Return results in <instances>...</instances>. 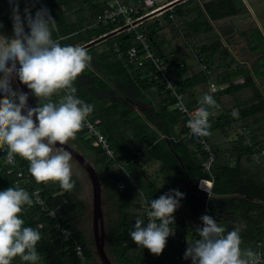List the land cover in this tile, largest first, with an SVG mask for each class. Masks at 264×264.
Returning a JSON list of instances; mask_svg holds the SVG:
<instances>
[{"label": "trees", "instance_id": "obj_1", "mask_svg": "<svg viewBox=\"0 0 264 264\" xmlns=\"http://www.w3.org/2000/svg\"><path fill=\"white\" fill-rule=\"evenodd\" d=\"M45 1L51 4L50 13L56 20L59 29L53 32L54 39L59 38L60 35L72 34L71 36L74 35L80 41L90 42L121 26V23L118 24V22L103 25L98 21L100 11L105 8L107 0L100 8L96 6L100 10H92L91 14L93 15L90 21L92 27H85L88 20L79 21L82 16L80 11L59 10V6L65 1L68 2L67 0ZM80 1L85 2L84 0ZM90 1L92 2V0ZM133 1L136 2L137 0ZM141 7L142 5L137 6L140 12L135 15L136 17L152 10V8H148L145 11ZM174 7H176V13L185 25L196 33L202 32L205 34L207 42L203 45V54L207 66L198 74L190 76L187 66L180 67L177 64L178 61H183L180 49L174 46L172 39L166 37L162 32L163 27L158 18L153 17L150 20L143 21L139 24L137 30H146L149 33L155 50L167 61L168 67L171 69V75L184 93L186 103L190 107H196L200 106L201 101L198 96L202 92L206 93L209 88V81L213 76L210 73L211 69H228L231 72L235 65L239 66L240 64L233 57L230 49L223 44L217 33L213 37L207 34L213 30L209 18L217 20L234 15L237 13V7L232 0H210L204 2L203 6H201L199 0H186ZM164 14L166 20L173 23L168 10ZM75 17H77L78 22ZM5 24L8 25V28H13L12 7L9 1L0 0V26H5ZM246 33H250V30L248 32L242 31V35ZM258 34V51L262 53V51L264 52V34L260 30ZM250 36L252 37L251 33ZM230 37L228 36L227 41ZM96 43L89 45L87 49L92 57V67L109 79H111L109 74L114 72H111L108 67L110 65L116 67V73L114 74H117L120 79L114 84L121 93L134 98L142 92L141 87L146 88V84H143L140 78L143 75L150 76L151 74L152 82L150 83H157L159 91L163 94L161 95L163 97L161 106L155 113L156 116H159L160 121H155L148 112H145L147 118L157 130L142 121L135 130V136L130 139L126 138L125 133L118 134V125L114 118V114L118 110V103L112 102L110 105L100 108L101 111H104L101 115L98 112L96 113L100 118L96 125L112 144L116 152L115 159L107 157L99 148L93 146L90 140L82 138L85 140L88 150L97 155L98 160L107 171L115 176L116 180L125 179L127 181V187L125 190L120 191L117 202L120 216L116 234L110 242L112 255L120 264H160L164 259L170 260L171 264H180V261L174 260L176 254L183 252L181 246L167 242L165 249L159 256L152 255L148 249L135 244L131 239L130 232L134 230L137 219L143 220L146 225L141 209L143 200L146 199L150 202L172 189H177L185 194L184 199L180 202L181 207L174 213L175 223L170 225V227L176 228L180 235L195 239L199 238L195 232L196 227L194 228L192 224L196 216L200 219L202 215H210L211 213L216 217L220 226H223L225 222L227 223L228 218L220 215L222 204L211 202V198L208 202L207 195H203L196 188L197 179L208 176L203 170V163L207 159V155L196 145L194 139L183 137V134L187 132L186 119L182 118L180 111L170 109L174 98L165 89L164 85L159 83L158 79L153 76L151 69L132 63L124 65V60L127 62L126 51L137 43L135 30L125 31L115 39L108 38ZM255 43L256 41L252 40L250 46ZM62 45L64 44L62 43ZM69 45H75V43L71 41ZM256 48L253 47L254 50ZM212 65L215 68H211ZM252 69L255 77L264 75V53ZM246 71L248 73L244 74L243 79L232 82L226 88L217 92L209 93L220 105L218 114L209 118L211 124L209 131L211 133L216 130V135L225 139V142H213L211 135H209V140L212 142L217 154L213 166L216 177L212 191L215 195L238 194L237 197L229 198V201H231L229 203L237 214L245 212L248 222L251 223V233L245 236L240 232L241 247H251L255 251L258 241H264V95L255 79L251 77L250 70ZM230 75L234 76L235 74ZM230 75L226 72L221 83L229 82ZM81 76H83L81 79L82 85L79 83ZM89 81L104 88L109 87V84L97 77L90 67L73 83L74 89L78 92V98L81 95L79 89ZM109 88L111 93L116 95L117 92L111 87ZM97 99L107 100L106 93H99ZM175 125H179L181 130L178 140L171 138L174 135L173 127ZM237 128L242 129L243 132H236ZM158 131L164 133L170 139L160 137L161 134ZM85 133V130L81 129L77 134L83 137ZM231 134H234L235 137L228 141L227 138ZM136 139H140L139 143L142 144V147L149 149L151 155L161 161L163 180L161 188L146 178L143 163L131 154L129 146ZM121 166L125 167V171ZM20 172L23 175L22 177H18ZM16 185L24 188L32 200L34 187H39L43 198L53 206L59 205L62 202V197L69 198V203L63 205V215L59 216L58 220L49 218L34 201L31 206L25 205L20 214L25 222V227L37 229L41 234V240L36 248L41 258H43L44 262L42 264H81L73 250L74 243L72 242V245L61 243V236L56 228L58 221L73 229V239L82 244L87 263L90 264L96 254L88 249V239L85 237L84 232L73 228L70 223V220L78 212L75 211L73 194L67 190L65 194L53 197L54 189L61 187L60 185L54 186L50 182H37L29 172L28 161L16 156L15 162L9 164L5 160V155L0 153V191ZM227 225L232 228L233 223L229 221ZM228 231H230L229 228ZM14 259L18 264H27V262L21 261L19 257Z\"/></svg>", "mask_w": 264, "mask_h": 264}, {"label": "clouds", "instance_id": "obj_2", "mask_svg": "<svg viewBox=\"0 0 264 264\" xmlns=\"http://www.w3.org/2000/svg\"><path fill=\"white\" fill-rule=\"evenodd\" d=\"M9 3L13 34H0V149L6 148L9 164L16 156L28 161L29 172L37 182H58L70 190L74 186L72 154L62 146L75 138L94 110L76 97L73 87L74 81L90 68L92 57L81 45H62L64 37L53 38L57 23L47 7L38 9L34 16L26 7L22 17L18 0ZM16 78L37 98L36 107L28 105V93L18 87L14 90ZM61 91L65 95L54 102L52 97ZM177 107L188 113L182 103ZM219 107L213 95H203L186 124L193 135L211 134L209 118ZM184 197V193L172 189L152 199L147 224L137 219L130 232L135 244L159 256L168 237L174 235L170 225L175 223L174 213ZM32 204L29 193L19 185L0 191V264H12L16 257L27 264L41 260L36 248L41 234L25 227L20 215L25 205ZM200 221L195 228L199 238L187 239L183 259H190L192 264H260L256 251L241 247L239 228L226 233L208 214L202 215Z\"/></svg>", "mask_w": 264, "mask_h": 264}, {"label": "crops", "instance_id": "obj_3", "mask_svg": "<svg viewBox=\"0 0 264 264\" xmlns=\"http://www.w3.org/2000/svg\"><path fill=\"white\" fill-rule=\"evenodd\" d=\"M7 1H9V0H6V2ZM25 1H27V0H18L19 5L23 4ZM28 1L29 2H34V0H28ZM36 1H38V3L42 7H47L49 9V11H51V7L52 6H51V4H48V1H45V0H36ZM67 1L68 2L65 1L63 4H61V6H59V10L60 11L69 10L71 12L72 11H80L82 16H81V18H80L79 21H81V20H88V22L86 23V26L85 27H92V23L90 22L92 20L91 17L93 15V14H91L92 10H98L103 5V3L106 2V0H92V2L90 0H84L85 2H82L80 0H67ZM122 1L132 4V3H136L138 0L136 2L133 1V0H122ZM170 1H174V0H170ZM170 1H167L165 3L164 2H161V4H165V6L167 7L165 10H163L161 12H158L155 15H152V16H150V17H148V18H146V19H144V20H142L140 22H137L136 30L139 28V24L142 23L145 20H150L153 17L154 18H158L160 20V16L161 15H165L164 12L166 10H168V12L170 13V18L171 19H174V21L175 20H178L179 18H181L176 13V10H175L176 7H174V6L179 5L182 2H185L186 0H183L180 3L174 4V6L168 8V5H169L168 2H170ZM199 2L201 4V6H203L204 2H206V1L203 2L202 0H199ZM96 6H99V8L97 9ZM106 6H107V3H106ZM236 7H237V5H236ZM19 9H20L21 16L23 17L25 8H19ZM103 10L100 11L99 16H101ZM237 12H238V7H237ZM171 14L173 15V17H171ZM236 14H234V15H236ZM234 15H231V16H234ZM231 16H227V17H231ZM89 17H90V20H89ZM227 17H224V18H227ZM99 18H98V21H99ZM224 18L217 19V20H212V19L209 18V22L213 26V30L211 32H208L207 34L212 35V37H213L214 35H216V33L219 36L222 33H228L230 31V28L231 27L224 25L225 24V22L223 21ZM75 20L78 22L77 17H75ZM213 21L214 22L218 21L217 23H218V25L220 27L219 30H217V28H215V26L213 24ZM93 25H95V23H93ZM185 26L187 28H189L187 25H185ZM162 27H163V30H164V26L163 25H162ZM25 30L27 31L26 22H25ZM163 30H162V32H163ZM189 30H190L189 32H192L193 35L194 34L195 35L202 34V32L201 33L200 32L199 33H196L194 31H192L190 28H189ZM125 31L126 30L124 28H122V29L121 28H116L115 30L110 31V32L106 33L105 35H102V36H100L98 38H95V39H93L90 42H85L84 40L83 41L82 40L80 41L79 38L74 37V35L71 36L72 34L60 35V37H64L65 38V39H62L61 40V43H63L64 45H69L70 42L73 41V43H75V45H81V46L85 47L86 49H88L89 45H91L93 43H96L98 41L101 42V41H104V40H106L108 38L115 39V38L118 37V35L120 33H123ZM0 34H5V35L11 37L12 34H13V28H8V25L7 24H5V26L2 25V26H0ZM188 34H190V33H188ZM188 34L186 36L187 37H190ZM166 37H169L171 39V37L168 36V35H166ZM194 37H196V38H194ZM198 37L199 36H193L190 39V41H188L187 45H189V46H187V48L181 47L183 45V44L181 45V43H178L176 41L174 42L175 43V46L178 49H180L181 55L183 57V61H178L177 64H179L180 67H186L187 66V68H188V74L190 76H193V75L198 74L200 71H202L203 69H205V67L207 66V64L204 62V59H205L204 54H203L204 50L202 49V51L200 52V51H198L199 50L198 49V47H199L198 45H196L197 46L196 48L194 47L195 46V41L197 40ZM151 40H152V38H151ZM205 42H207V41L205 40L204 43ZM96 44H98V43H96ZM152 44H153V42H152ZM230 51H231L233 57L236 59V61H238L240 64H243L240 61V59H238V57L236 56V54L231 49H230ZM196 53L197 54L198 53H202V55H196ZM199 56H201V57H199ZM124 62H125L124 63L125 66L126 65H130V62L128 61V59H127V62L125 60H124ZM181 64H183V66H181ZM212 66L213 67H211V68H215L214 65H212ZM235 66H237V65H235ZM90 67L96 73V76L97 77H99V78L103 79L104 81H106L109 84L108 85L109 87H111L115 92L119 93V94L116 93V95H113L111 93V91L109 90L110 89L109 87L108 88H104V87H102L100 85L93 84L91 81L87 82L86 84H84L79 89V93L81 94V95H79V99H81L85 103H88V104H90V105L93 106V109L94 110L88 116V118L92 122L98 123L100 121V118L96 115L97 112L99 113V115H101L104 112V111H101L100 108L106 107V106L110 105L112 102H116V103H118V110H116V112L114 114V116H115L114 118L117 121L116 124L118 125V129H117L118 134L119 133H125V136H126L127 139H130V138L134 137L135 134H136L135 130H136L138 124H140V122H142V121L146 122L148 125H151L150 127H152L155 130H157V128L152 124V122L147 118V116L145 114V112H148L149 115L151 117H153V119L155 121H157V122L160 121L159 116H156L155 113H156L157 109H159V107L161 106V103H162L161 100L163 98L161 95H163V94H161V92L159 91V86H158L157 83H154V82L153 83H150V82H152L151 74H150V76L149 75L148 76L147 75H143L140 78V81H142L143 84H146V88L141 87V91L142 92L140 94H138L137 96H135L134 98H131V97H129V96L121 93L118 90V88L116 87V85L114 84L117 81H119V79H120V77L117 74H114V73H116L115 72V70L117 69L116 67H113L111 65L108 67V69L111 72H114V73H110L109 74L111 76V79H109L107 76L102 75L96 68L92 67V65ZM234 68H236V67H234ZM244 70L245 71L246 70H250V72L253 73V69L249 65ZM226 72L229 75L232 74V73H234L235 75H238V74L243 75V74H245L244 72H240L237 68L234 71L231 70V72L228 69L227 70H225V69H211L210 70V73L213 74V76H212V78L209 81L210 84L208 86L209 88L206 90V93L209 94V93L217 92L218 90L224 89L230 83L234 82V78L230 75L229 82H226L225 81V82L221 83V81L223 80V77L226 74ZM170 73H171V69H170ZM253 76H255L254 73H253ZM82 77L83 76H81L79 78L80 85H82V81H81ZM243 77H244V75H243ZM262 78L263 77H260L259 80H261ZM237 79H236V81H238ZM257 84H259V83L257 82ZM213 85L215 86L216 89H212V86ZM17 87L21 91H23V88L21 87V85L17 82V80H15L13 82V88H14V90ZM259 88H260V86H259ZM179 90H180V88H179ZM260 90L262 91V93L264 95V89L260 88ZM23 92H25V91H23ZM99 93H106V99L107 100L97 99V97H99ZM204 93L202 92L198 97L200 99H202ZM64 94L65 93L63 91H61V92L55 94L52 97V100L54 102H59V99ZM75 95L78 98V92L76 90H75ZM0 96H2V94H0ZM30 97H31V100L32 101H28V105L31 107V104H33V107H36L37 106V103H38L37 102V98L35 96H33L32 94L30 95ZM174 103H175V100H174V102H173V104H172V106L170 108L171 110L172 109L175 110L174 109ZM187 106H188V104H187ZM188 107H190V106H188ZM190 108H192V107H190ZM219 111H220V109L214 110L213 115L218 114ZM182 118L183 119H186V122H187V118L186 117H184L182 115ZM82 130H85V129L82 128ZM158 132L161 134L160 137H162V138L164 137L167 140L170 139V137L166 136L164 133H162L160 131H158ZM180 132H181L180 126L179 125H175L173 127V134L174 135L171 138H173L175 140H178V137L181 135ZM210 135H211V139H212L213 142H219V143H224L225 142V139L221 138L219 135H216V130L213 131V132H211ZM77 136H79V135L76 134V137ZM80 138L88 139L87 133H85V135L83 137H80ZM208 138H209V136H208ZM232 139H233V134H231L227 138L228 141H231ZM139 141H140V139H136L134 143L130 144L129 147H130V150H131V154H133L134 156H136V159L139 162H142L143 163V165H144V172H145L146 178L149 179V180H151V181H153L158 187L161 188L163 186V180H162V175H161V161H159L158 159H156L155 157H153V155H151V153L149 152V149L143 148L142 147V144H140ZM196 145L198 146L197 142H196ZM86 147H87V145H86ZM263 153H264V151H263ZM115 157H116V152H115ZM113 159H115V158H113ZM121 168L125 171V169H124L125 167L124 166H121ZM200 179H203L204 180V181H201V186H199ZM208 180H210V179L207 178L206 176H202V177L198 178L197 179L196 188L203 195H208L209 192H211V195H209V198H211V202H213V203H221L222 204V210H221L220 215H221V217L224 216V217H227L228 218L227 223L225 222L223 224V227L225 228L226 232L228 231V228H229V230H232L233 228H239L240 229V232L242 234H244L245 236H247L249 233H251V223L248 222L247 214H245V212H242L241 214H237L236 211L234 209H232L233 207L229 203V202H231V201H229V198H231V197H237L238 194L234 193V194H217V195H215L213 193V191H212L214 182L213 183H210V181H208ZM117 181H124L126 183V187H127V181L125 179H120V180H117ZM85 183L88 184L89 182L88 181H85ZM50 184H52V183L50 182ZM201 187L205 188L206 191L203 190ZM54 190H55V193L53 194V197H56V196L61 195V194L63 195V194L66 193L65 189L62 188V187H59V188L57 187ZM74 193H73V196H74L73 199H74V201H79V202L80 201H84V204H86L87 206L89 205V198H90V196H88V194L83 193L84 198H83V196H82V198L79 197V199H81V200H79L78 199V196L75 195ZM64 197H66V196H64ZM66 198L69 199L68 197H66ZM209 198L207 199L208 202H209ZM187 200H188V196L186 197V203H187ZM145 202L149 203L146 199H144L142 205ZM263 205H264V203H263ZM141 209H142V212L144 214V210H143L142 206H141ZM75 211L77 212L78 210H75ZM79 213L80 214H83V211L82 212H78L77 215ZM210 215L213 216L211 213H210ZM64 217L66 218V216H64ZM143 218H144V215H143ZM214 218L216 219V217H214ZM229 221L231 223H233L232 228L231 227H228V225H227ZM192 224H193V227L194 228L197 227L198 225H200V219L196 216L194 218V220L192 221ZM193 239H195V238H193ZM174 244L179 245V246H181L183 248V246L180 245V244H177V243H174ZM248 248L251 249V247H248ZM83 250H84V248H83ZM182 251L185 252L184 249ZM183 252H179L178 254H176L174 261H180V264H192V262H191L190 259L185 260V259L182 258L183 255H184ZM84 255H85V252H84ZM152 255H154V254H152ZM78 260L81 263V260L79 258H78ZM14 261H15V259H14ZM43 262H44L43 261V258H41V260L38 261V264H42ZM85 264H88L87 263V259H86V255H85ZM160 264H171V262L168 259H164V260H162V262Z\"/></svg>", "mask_w": 264, "mask_h": 264}, {"label": "rangeland", "instance_id": "obj_4", "mask_svg": "<svg viewBox=\"0 0 264 264\" xmlns=\"http://www.w3.org/2000/svg\"><path fill=\"white\" fill-rule=\"evenodd\" d=\"M170 1V0H167ZM166 0H159L158 4H161V2H167ZM204 1H210V0H202ZM235 5L238 7V12L236 15L224 18L225 26H230V31L228 33H222L220 35L221 40L223 41V44L227 46L229 49H231L238 59L243 64H240L236 67L239 71L241 69V72H244L245 68L251 66V68L257 63V60L263 56L262 53L258 51V32L259 30L264 34V0H232ZM172 1L168 2L169 7L174 6L171 5ZM156 6V5H155ZM31 8L33 16L35 15V12L40 9L42 6L38 3V1L34 0V2H29L28 0L25 1L23 4L19 5V8ZM165 7V6H164ZM168 7V8H169ZM177 19V18H176ZM176 21V22H175ZM173 19V23L166 20L165 15L160 16V22L161 25L164 26L163 33L170 36L173 44L175 46V41L178 43H181V47L187 48V43L190 41V39L193 36H199L197 40L195 41V48L198 45V51H202L204 41L206 40L205 34L200 35H193L192 32H189V28L185 26V24L182 22L181 18L178 20ZM218 21L214 22L213 24L217 30H219V25L217 23ZM250 30V33L252 37L250 36V33H246L245 35H242V31L248 32ZM190 33V34H188ZM189 35L190 37H187L186 35ZM228 36H231L229 41H227ZM196 38V37H194ZM252 40L256 41V43L253 46H250L252 43ZM251 41V43H250ZM253 47H257L256 50L253 49ZM182 49V48H181ZM196 55H202V53H196ZM201 57V56H199ZM232 68V71L236 70V68ZM244 73H248L245 71ZM244 75V74H243ZM243 75H234L232 76L234 78V82L239 79H243ZM251 77L255 78V80L259 83L258 85L260 88L264 89V75L261 80L260 77L253 76V73H251ZM259 80V81H258ZM236 132H243L242 129H238ZM235 134V133H234ZM233 134V138L235 137ZM68 143L77 149L80 153L84 154L85 157L93 164V166L97 169L99 173V177L102 180L103 183V198H102V207L104 211V221H105V232H106V250L108 255L112 258L115 264L118 263L117 259L112 255L111 248H110V242L113 240V236H115L118 225H119V216L120 213L117 208V202L120 196V189L118 182L115 178V176L110 172L107 171L104 167V165L98 160L97 155H95L93 152L87 149L85 140L80 138L79 136H75L74 139H70ZM212 143V142H211ZM86 152H85V151ZM259 156V155H258ZM72 163V181H73V188L69 191L77 196H80L82 198L83 193L88 194L90 196L89 202H92L93 198V188L90 183L89 175L87 174V171L83 169L77 161L73 160ZM88 181L89 183L86 184L84 182ZM54 186L60 185L58 182H51ZM126 187V184H125ZM125 189V188H124ZM123 189V190H124ZM67 192V190L65 189ZM84 198V196H83ZM76 210L78 212L83 211V207L81 202L75 201ZM91 204V207H92ZM77 212V213H78ZM93 213V211H92ZM92 217V215H90ZM91 223L88 222L86 224L87 231H83L84 229V220H83V214H75L72 220H70V223L73 228L81 230L84 232L85 237L88 239V249H91L95 252V244H94V233H93V226H92V219ZM96 254V252H95ZM90 264H101L97 255L96 257L91 261Z\"/></svg>", "mask_w": 264, "mask_h": 264}, {"label": "built area", "instance_id": "obj_5", "mask_svg": "<svg viewBox=\"0 0 264 264\" xmlns=\"http://www.w3.org/2000/svg\"><path fill=\"white\" fill-rule=\"evenodd\" d=\"M159 0H138L136 3H127L122 0H107V6L103 10L99 22L103 25H107L109 22H118L121 23V26L118 28H124L127 32H131L135 30V40L136 44L132 45L127 51L126 56L130 63L136 64L141 67H148L151 69L153 76L158 79L157 81L164 85L165 89L170 92L171 96L174 97V109L180 111L181 115L188 119L189 113L194 112L199 106L197 107H188L185 102V95L182 91L179 90L178 83L174 79V77L170 73V69L168 67L167 61L155 50L152 40L146 30H136V21L140 18L162 9L165 4H158ZM138 5H142V10H148V8H152L151 11L145 13L142 16L136 17L135 15L138 14L140 11L137 8ZM156 5V6H155ZM171 17L173 15L171 14ZM183 66V64H181ZM212 89H216L215 86H212ZM65 93V92H64ZM65 95V94H64ZM183 104L187 109L188 113L181 111L180 108L177 107L178 104ZM187 124V122H186ZM87 133L88 140L95 146L101 149V151L109 158H115V151L112 147V144L104 134V132L96 125V123L92 122L89 118H87L85 125L83 127ZM187 132L183 135V137H187L190 139H194L198 146L204 151L207 155V159L203 163V170L208 175L206 176L209 178L210 183H213L215 180V173L213 172V166L216 162V150L214 149L213 145L209 141L207 137H197L192 134L191 130L186 126ZM0 153L5 155V160L7 157V150L0 149ZM16 160V157H15ZM15 162V161H14ZM22 173L18 174V177H22ZM203 179H200L199 186ZM207 181V182H208ZM124 181H119V189L123 191L125 187ZM125 190V189H124ZM211 192L207 195L209 198ZM32 198L36 205L40 207V209L51 219L58 220L59 216L63 215L62 207L65 204L69 203V200L66 197L62 198V202L59 203L57 206H53L43 198L40 193L39 187H34L32 191ZM144 210V219L146 224L148 222L147 212L149 209V203L145 202L142 205ZM56 228L60 234L61 243L67 244L70 243L73 245V250L76 253L77 257L81 260L82 264H85V255L82 245L75 239L73 229L69 226L62 224L61 222H57ZM174 231V235H170L168 237V242L177 243L183 246V249L186 250L188 244L187 239L190 241H195L190 236H183L180 235L176 228L171 227ZM260 255V264H264V242L259 241L256 246L255 250ZM12 264H17L14 259Z\"/></svg>", "mask_w": 264, "mask_h": 264}, {"label": "water", "instance_id": "obj_6", "mask_svg": "<svg viewBox=\"0 0 264 264\" xmlns=\"http://www.w3.org/2000/svg\"><path fill=\"white\" fill-rule=\"evenodd\" d=\"M183 0H174L172 1L171 5L173 4H177L180 3ZM169 7V5H168ZM167 7H163L162 9H159L157 11H154L142 18H140L139 20L136 21L140 22L152 15H155L158 12H161L163 10H165ZM17 82L21 85V87L23 88V91H25V93L29 94V100L28 101H32L31 100V93L29 91V89H27L26 85H23L22 83H20L19 79L16 78ZM31 107H33V104H31ZM59 147V145H57ZM62 147L65 148V150L69 151L72 154V157L75 158L78 163L87 171L91 182H92V186H93V213H94V230H95V252L96 255L99 258V261L101 264H115L114 261L112 260V258L108 255L107 251H106V242H105V224H104V211H103V207H102V181L99 177V173L97 171V169L93 166V164L85 157V155H83L82 153H80L77 149H75L74 147H72L68 142L63 145ZM100 227L102 229V232L100 234Z\"/></svg>", "mask_w": 264, "mask_h": 264}, {"label": "flooded vegetation", "instance_id": "obj_7", "mask_svg": "<svg viewBox=\"0 0 264 264\" xmlns=\"http://www.w3.org/2000/svg\"><path fill=\"white\" fill-rule=\"evenodd\" d=\"M72 159L73 160H75V161H77L75 158H73L72 157ZM77 163H78V161H77ZM79 164V163H78ZM80 165V164H79ZM81 166V165H80ZM82 167V166H81ZM83 168V167H82ZM84 169V168H83ZM86 171V170H85ZM88 174V173H87ZM89 177V176H88ZM89 179H90V177H89ZM102 181V180H101ZM84 182H85V179H84ZM90 183H91V185H92V182H91V179H90ZM92 188H93V186H92ZM103 192H104V188H103V183H102V198H103ZM79 197L80 196H78V199H79ZM79 200H81V199H79ZM81 202V204H82V207H83V220H84V230L83 231H87V229H86V224L88 223V222H90L91 223V220L90 219H92V226H93V233H94V240H95V230H94V213H92V211H93V207H94V204H92L91 202H89V205L87 206L86 204H84V201H80ZM92 202H93V198H92ZM91 204H92V207H91ZM90 215H92V217H90ZM104 224H105V221H104ZM101 232H102V229H101V227H100V234H101ZM105 242H106V232H105ZM94 244H95V241H94Z\"/></svg>", "mask_w": 264, "mask_h": 264}, {"label": "bare ground", "instance_id": "obj_8", "mask_svg": "<svg viewBox=\"0 0 264 264\" xmlns=\"http://www.w3.org/2000/svg\"><path fill=\"white\" fill-rule=\"evenodd\" d=\"M210 185V184H209Z\"/></svg>", "mask_w": 264, "mask_h": 264}]
</instances>
